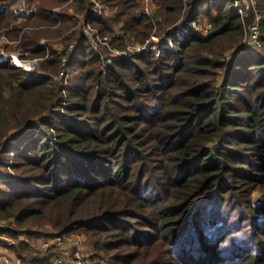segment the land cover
<instances>
[{
  "label": "trees",
  "instance_id": "trees-1",
  "mask_svg": "<svg viewBox=\"0 0 264 264\" xmlns=\"http://www.w3.org/2000/svg\"><path fill=\"white\" fill-rule=\"evenodd\" d=\"M28 1L38 5L33 19L13 25L15 0H0V37H21L35 52L36 40H59L73 27L53 9L88 6ZM241 1L155 0L159 30L181 16L180 26L206 18L212 32L106 73L81 37L66 90L42 72L0 64V167L12 171L0 175V221L29 238L48 227L56 237L85 236L88 264H264V199L260 217L249 201L255 184L264 190V0L247 11ZM102 2L117 11L90 21L101 32L120 23L125 37L149 36L152 19L136 0ZM256 24L259 46L245 47ZM53 55L40 66L50 75L61 66ZM64 98V113H55ZM54 251H33L36 264H49Z\"/></svg>",
  "mask_w": 264,
  "mask_h": 264
},
{
  "label": "rangeland",
  "instance_id": "rangeland-1",
  "mask_svg": "<svg viewBox=\"0 0 264 264\" xmlns=\"http://www.w3.org/2000/svg\"><path fill=\"white\" fill-rule=\"evenodd\" d=\"M97 2L101 3L103 0H96ZM188 0H184V6L186 5V2ZM137 2V9L136 11L139 13H143L144 14V11L143 9H145V6H146V3H145V0H136ZM72 3H74V1H68L67 2V5H71ZM109 3L107 2V5ZM240 4H242V6L245 8V10L247 11L249 8H252L254 7V0H243L241 1L240 3L238 4H235L236 7H239ZM35 6L38 7V5L36 3H34ZM111 5V4H110ZM110 5H108V7H110V10L108 11V16L106 18H112L113 15L116 13L117 11V8H112ZM66 6V5H65ZM64 6V7H65ZM151 6L154 8H157L158 5H156V2L155 0H152V4ZM248 8V9H247ZM240 9V8H239ZM53 11H55V13H60V14H67L68 17H70L69 13H73V14H77L78 15V18L82 21L85 22L86 21V16L84 15L83 17V14L81 12H73L72 10H66L64 11L63 8H55L52 10V13ZM156 11V10H154ZM156 15V13H155ZM245 15V13H243V16ZM157 17V20L158 22L155 23V20H153V22L151 21L152 23V31L151 33L149 34L148 37L144 38L143 41L141 40L140 42L135 40L136 36H132V35H127L126 37L124 36L123 34V31L121 30L122 28V24L120 23H114L115 25L111 28V31L109 33V35H106L104 34V32H101L97 27L93 26L92 23L91 25L98 31L96 32L97 35H99V37L102 39V40H106L107 42L105 44H101V43H98V44H93L91 43L89 40L87 41V44H88V47L92 50V53L97 56L100 60V64H99V69L100 71H102V73H106V70L109 66H111L114 62H112V64L104 67V62H105V57L107 54L110 53V50L109 49H113V50H117V51H127L128 49H132L134 48L135 46L134 45H137L138 43H145L147 42V40L149 39V42L151 43L153 40H152V37H151V34L153 35L155 33V30L159 29V24L162 22V17L159 16V15H156ZM58 19H60V16L57 17ZM257 19H259V17H257ZM29 19H27L26 21H29ZM60 21V20H59ZM72 28L70 29V31L66 32L65 34H63V36L57 40V39H47V38H40L38 40H36L35 42V45H36V48H38L40 50V52H35L33 51L32 49H28V48H23L24 44H26V41L19 37V38H16V40H11L9 39V37H5V36H1L0 37V49L3 50V53L5 55H8L9 57L12 56V57H15V60L16 61H20L21 65H22V70H30L29 72H37L39 74H46L48 75V77H51L53 79V82L55 83H60L62 89L66 90V88L69 86V85H72L75 83V67L72 66V61L74 59H78V53L79 51L81 50L80 48V38L78 37V40H77V43H76V46L72 49V51L67 54L66 53V56L64 58V55L61 56L60 55H57V53H55V55H53L54 57H58L59 60H60V64L61 62H64L58 69H57V73L58 75L56 76V74H49V71L48 70H45V71H41L40 69V66H41V63H44V61H47L49 59H52V56L51 54L53 53V49L54 48H60L61 50L63 49V46L65 47V45H62L60 44V40H66V37L68 35H70L71 32H74L75 35L78 33H81L83 31V24L79 23V22H76L74 19H72ZM182 17L180 16V18L177 20V22L172 25V27H165V28H178L177 26L182 23ZM25 22H14L13 25H23ZM61 23V22H60ZM60 23L57 24L56 27L60 26ZM193 23L196 24V26H200L201 24L203 23H210V21H208L206 18H202V19H199L197 21H192L186 25L188 26H191ZM109 26V25H108ZM180 26V25H179ZM185 25H183L184 27ZM119 28V29H118ZM165 28H162L161 30L165 29ZM32 30V27L30 26H25L23 27V30H22V33H27L26 35L28 36V38L30 40H32L33 38L31 36H29V32H31ZM15 34H13L12 36H14ZM21 35V34H20ZM74 35V37H75ZM103 35V36H102ZM122 42H119V39L118 37H122ZM5 37V38H3ZM116 38V41H114L113 39ZM92 40L95 42V41H98V39L96 38V35L92 36ZM43 42V43H42ZM42 43V44H45L46 45V48L44 46H40L39 44ZM62 45V46H61ZM138 46H141V45H138ZM239 52V50H235V52ZM258 55H260V51L258 50H254ZM234 52V53H235ZM143 53H146V52H143ZM151 53V52H150ZM153 54V53H152ZM154 55V54H153ZM260 56H264V55H260ZM127 60V59H126ZM10 64V63H8ZM60 71H62V73H60ZM64 72V73H63ZM68 101V102H67ZM69 103V100L64 98L63 99V103L59 106H57L56 108H54V111L55 113H60V111L62 113H64L62 111V108L64 107L63 104H67ZM46 133H43V136H45ZM7 173H12V171L10 170V167L5 169H2L0 167V175H6ZM260 183V182H258ZM263 191V193H262ZM241 195V199L243 200V197H242V194L240 193ZM264 190H261L260 188L257 187V185L255 184V189L254 191L252 192V194L249 196V201L251 202V204L253 205L254 207V215H257V216H262L261 214V211L259 209V205L262 203L263 199H264ZM11 223L9 221H0V229L3 225H10ZM43 233H46L47 235L45 237H56L54 236L55 234H53L54 232L51 231V229H46L44 230ZM71 237L69 240H68V244L69 246L67 245H64V244H60L58 245L57 247L53 248L54 253L51 254V257L49 259V264H51V261H52V258L56 255V254H59L61 253V251H64L65 252V255L64 257L68 256V258H70V246H76L79 248V256L82 257V255L84 256V261L86 264H88V258L90 257L91 255V247H90V243H88L89 240L86 239L85 236H82V235H73V236H69ZM69 237H65V238H69ZM33 245L36 247L35 243H33ZM42 250V248H41ZM40 250V251H41ZM38 251V252H40ZM17 252V250H16ZM24 254V257H29V258H26V259H22L24 261L25 264L29 263L31 261L30 258H36L37 256V252L34 253L33 251L30 252H25L23 251L22 252ZM12 258L14 257V254L11 256ZM32 264H36V261H32L31 262Z\"/></svg>",
  "mask_w": 264,
  "mask_h": 264
},
{
  "label": "built area",
  "instance_id": "built-area-1",
  "mask_svg": "<svg viewBox=\"0 0 264 264\" xmlns=\"http://www.w3.org/2000/svg\"><path fill=\"white\" fill-rule=\"evenodd\" d=\"M73 1V0H68ZM88 6L86 12L82 13L83 17L84 15L86 16V21L82 23V21L78 18L77 14L69 13L70 18L74 19L76 22H79L83 24V31L80 33L78 36V33L75 35L76 39L73 40L67 47L63 46V49L61 50L60 48H54L53 52L57 53V55H64V58L66 56V53L69 54L72 49L76 46L78 37L86 39L87 41L89 40L93 44H105L107 41L102 40L99 35L96 34L98 32L92 25H91V20L94 18H99V17H107L108 16V11L110 10V7H108L107 3H99L96 0H86ZM146 6L145 9H143L144 14L148 16L150 19L155 20V23L158 22L157 17L155 15L156 8L153 9L151 6L152 0H145ZM5 8V4L0 2V9ZM37 6H35L33 3H30L28 0H15L14 5L11 7V11L13 15L15 16V21L16 22H24L29 18L34 17V15L37 12ZM74 12V11H73ZM240 16L243 17L242 11H240ZM53 14L55 17H58L60 13H55L53 11ZM178 28H165L163 30H155V33L152 35V42H149V39L147 42L143 43H138L137 45H134L135 47L132 49H128L127 51H117L113 49H109L110 53L107 54L104 60V67L112 64L114 61H121V60H126L130 59L134 55H138L143 52H151L153 53L156 57H159L162 52L166 50H170L174 47L175 42L177 41H182L186 38L187 35H192V34H202V35H207L212 32L213 25L212 23H203L200 26H196L195 23H193L191 26L185 25L183 26H177ZM252 35H251V41H245L244 46L248 47L250 45H258V26H253L251 28ZM96 35V38L98 41H93L92 36ZM2 38V37H1ZM5 38V37H3ZM43 43V42H42ZM40 43V46H44L46 48L45 44ZM141 45V46H138ZM62 46V45H61ZM239 52H235L236 54H242V48L238 49ZM60 55V56H61ZM10 63V65L22 68V65L20 61H16L13 59L12 56L5 55L3 53V50L0 49V64H6ZM64 62H61L60 65H62ZM30 71V70H26ZM62 73V71H60ZM64 73V72H63ZM8 233H12V235H8ZM79 236V235H78ZM69 238L65 237H45V236H39V237H32L29 238L27 235H25L23 232H21L20 229L15 228L14 225H3L0 229V264H25L24 259L29 258V257H24V254L22 252L18 253L16 252L18 248L19 242H22L26 244L29 248V251H47L49 249H53L57 247L60 244H64L69 246L68 240ZM35 243L36 247L33 245ZM70 258L68 256L64 257L65 252L61 251V253L56 254L51 261V264H86L84 261V256L82 257L79 256V248L76 246H70ZM14 254V257L12 258L11 256ZM23 259V260H22ZM31 261L27 264H32L31 262L35 258H30Z\"/></svg>",
  "mask_w": 264,
  "mask_h": 264
},
{
  "label": "crops",
  "instance_id": "crops-1",
  "mask_svg": "<svg viewBox=\"0 0 264 264\" xmlns=\"http://www.w3.org/2000/svg\"><path fill=\"white\" fill-rule=\"evenodd\" d=\"M2 3V2H1ZM5 8H6V5H5ZM15 17V16H14ZM16 19V18H15ZM33 19V17L32 18H30V20H32ZM24 22H26V21H24ZM119 29V28H118Z\"/></svg>",
  "mask_w": 264,
  "mask_h": 264
},
{
  "label": "bare ground",
  "instance_id": "bare-ground-1",
  "mask_svg": "<svg viewBox=\"0 0 264 264\" xmlns=\"http://www.w3.org/2000/svg\"><path fill=\"white\" fill-rule=\"evenodd\" d=\"M246 55H247V54H246ZM246 55H245V56H246ZM235 57H236V56H235ZM237 57H238V56H237ZM240 57H241V56H240ZM243 57H244V56H243Z\"/></svg>",
  "mask_w": 264,
  "mask_h": 264
},
{
  "label": "clouds",
  "instance_id": "clouds-1",
  "mask_svg": "<svg viewBox=\"0 0 264 264\" xmlns=\"http://www.w3.org/2000/svg\"><path fill=\"white\" fill-rule=\"evenodd\" d=\"M13 59H15V57H13Z\"/></svg>",
  "mask_w": 264,
  "mask_h": 264
}]
</instances>
